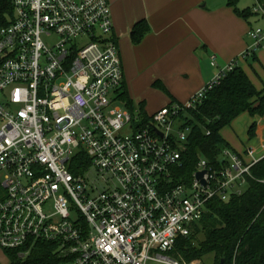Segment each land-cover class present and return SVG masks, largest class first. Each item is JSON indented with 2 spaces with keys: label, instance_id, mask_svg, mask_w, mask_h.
I'll use <instances>...</instances> for the list:
<instances>
[{
  "label": "built area",
  "instance_id": "1",
  "mask_svg": "<svg viewBox=\"0 0 264 264\" xmlns=\"http://www.w3.org/2000/svg\"><path fill=\"white\" fill-rule=\"evenodd\" d=\"M10 3L0 27V249L26 258L50 244L41 264H202L175 256L177 240L189 238L209 202L241 193L255 161L224 149L219 166L199 158L186 181H174L190 132L180 115L235 62L183 106L146 117L119 99L108 0ZM247 36L248 52L264 49V28Z\"/></svg>",
  "mask_w": 264,
  "mask_h": 264
},
{
  "label": "crops",
  "instance_id": "2",
  "mask_svg": "<svg viewBox=\"0 0 264 264\" xmlns=\"http://www.w3.org/2000/svg\"><path fill=\"white\" fill-rule=\"evenodd\" d=\"M108 1L123 83L135 107L142 105L146 113H153L172 101L185 104L231 61L243 69L257 90L263 88L264 81L256 84L250 77L248 59L253 57L264 65V52H245L252 43L247 32L254 27L253 15L237 13V9H249L239 5V0ZM258 14L264 16L257 13L255 17ZM140 20H146L149 30L134 42L131 30ZM212 55L215 66L210 63ZM239 118L244 119V151L254 149L256 153L255 159L245 155L251 163L264 156V117L244 112L231 123ZM254 123L255 135L249 139L248 130Z\"/></svg>",
  "mask_w": 264,
  "mask_h": 264
},
{
  "label": "trees",
  "instance_id": "3",
  "mask_svg": "<svg viewBox=\"0 0 264 264\" xmlns=\"http://www.w3.org/2000/svg\"><path fill=\"white\" fill-rule=\"evenodd\" d=\"M257 2L263 3L264 0ZM236 11L244 17L254 14L252 9ZM11 16L10 0H0V27L7 24ZM148 30L146 20L138 21L131 30L132 40L140 41ZM119 99L129 109L135 107L124 83ZM138 107L144 116L152 114L146 113L142 105ZM244 112L252 117H264V86L257 90L243 69L234 66L199 102L181 113L190 132L185 141L182 167L176 172L174 181L181 182L182 178L186 181L199 158L204 157L215 167L222 164L219 155L228 148V143L221 137L220 130ZM254 135L255 123L248 130V138L252 139ZM80 171L73 169L75 173ZM244 184L246 188L228 201L208 203L206 213L194 222L189 238L177 240L173 251L175 256L190 261L202 260L204 255L212 254V264H264V156L250 166ZM52 248L50 244L39 243L26 258L19 255V250L3 251L8 264H41L46 262Z\"/></svg>",
  "mask_w": 264,
  "mask_h": 264
},
{
  "label": "rangeland",
  "instance_id": "4",
  "mask_svg": "<svg viewBox=\"0 0 264 264\" xmlns=\"http://www.w3.org/2000/svg\"><path fill=\"white\" fill-rule=\"evenodd\" d=\"M242 4L245 6V8L252 9V11H253L254 10V5H255V0H239V5L242 6ZM253 13L257 14V12H254V11H253ZM254 14H253V17H252V23H253V26H254L253 28L254 29H256V28H264L263 27L264 26V16H260V14H258L259 16L255 17ZM254 18H256V19H254ZM259 51H263L264 52V49L263 48H257V49H253L252 48L251 52L250 51L248 52V48H247L245 52L249 55V54H251L253 52L258 53ZM248 69H249L248 72L250 74V77L253 78L252 80L256 84H260L262 81H264V65L260 64L258 59L254 60L253 57H250L248 59ZM115 104L119 105L118 103H115ZM173 104H177L179 106H183V104L177 103V102L172 103V104L170 103L168 105H173ZM136 108L139 109L138 106ZM243 122H244V119L239 118L237 120V122L230 123V125H227V126L223 127L220 130V135L228 143V148H226L225 150H227V149L230 150V151L234 150L238 154H241L240 156H241L242 160L244 158L245 162L248 163L245 155H250L252 158H254L256 153H255L254 149H252V151H251V149H249L248 146H247V148L249 149L248 152L244 151V148H243V145H242V142H241L242 141V139H241V129H242L241 125L243 124ZM2 124H3V121H2V119H0V126ZM225 150H223L220 153L219 157L223 156ZM242 156H243V158H242ZM200 159L203 160L204 157H202ZM251 163H253V161ZM245 188H246V184H243V185L240 186V190H244ZM199 237H200V235H199ZM5 256H6L5 255V251L0 249V264H8V261L5 259ZM200 261L201 262L203 261L205 264H212L213 263V256H212V254L204 255L202 260H200ZM203 262H202V264H203ZM147 264H162V263L149 261Z\"/></svg>",
  "mask_w": 264,
  "mask_h": 264
},
{
  "label": "water",
  "instance_id": "5",
  "mask_svg": "<svg viewBox=\"0 0 264 264\" xmlns=\"http://www.w3.org/2000/svg\"><path fill=\"white\" fill-rule=\"evenodd\" d=\"M204 173H205V171H200V172H198L197 175H196L197 178L201 179L202 176L204 175ZM201 182L204 183V181H203L202 179H201Z\"/></svg>",
  "mask_w": 264,
  "mask_h": 264
}]
</instances>
